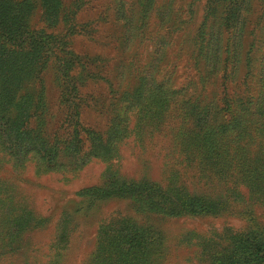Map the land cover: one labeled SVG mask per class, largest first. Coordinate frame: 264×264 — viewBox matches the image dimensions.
Listing matches in <instances>:
<instances>
[{"label": "rangeland", "instance_id": "1", "mask_svg": "<svg viewBox=\"0 0 264 264\" xmlns=\"http://www.w3.org/2000/svg\"><path fill=\"white\" fill-rule=\"evenodd\" d=\"M14 1H29L30 28L53 37L43 67L26 83L27 91L43 92V108L27 126L42 140L57 138L61 150L48 166L35 151L11 157L0 147V219L32 217L8 248L16 252L1 256L0 264H88L100 225L118 218L143 225L154 235L151 264H214L216 251L224 252L237 237L264 238V134L235 135L229 147L206 153L210 160L194 156L184 145L194 133L191 105L182 104L181 98L192 102L200 94L234 99L245 93L242 62L233 76L227 74L229 60L226 78L220 69L205 82L211 77L204 67L211 52L210 26L222 20L226 1L155 0L143 34L125 32V18L139 15L141 0H61L54 23L43 19L42 0ZM250 2L246 30L260 19L264 22V0ZM163 13L167 21L160 24ZM132 24H138L137 18ZM63 71L78 88L79 138L89 130L104 135L116 126L120 131L110 157H88L90 143L84 141L76 155L66 149L73 138L69 116L74 110L66 107ZM256 80L250 82L255 91ZM158 87L175 97L160 123L143 111ZM247 169L260 171L261 178L245 180ZM117 180L150 181L183 191L210 202L214 210L168 214L139 196L92 200L80 194ZM64 225L67 235L60 242Z\"/></svg>", "mask_w": 264, "mask_h": 264}, {"label": "trees", "instance_id": "2", "mask_svg": "<svg viewBox=\"0 0 264 264\" xmlns=\"http://www.w3.org/2000/svg\"><path fill=\"white\" fill-rule=\"evenodd\" d=\"M42 1L43 19L54 23L61 12V0ZM141 1L139 15H129L125 18V32L128 29H134L136 33L141 34L146 32L148 17L155 0ZM224 1L226 2L223 11L221 10L222 20L216 19L210 26L211 52L206 53L204 67L211 77L205 78V82L215 78L220 69L223 78H226L227 74L233 76L242 62L245 93L234 99L226 96L222 99L213 96L207 98L199 94L192 102H185L183 98L180 101L182 104L191 105L189 114L192 117L194 133L184 145L189 152L195 151L194 156H206L207 160L211 158L206 153H216L225 146L229 147L235 135L249 137L252 132L254 135L258 134L257 131L264 134V49H261L264 22L260 19L255 26L246 30L245 25L251 19L250 0ZM31 10L29 1L0 0V147L11 157L35 151L40 159L52 166L61 150L60 142L57 138L50 142L42 140L27 126L29 118L37 116L43 108L40 107L43 92L42 89L27 91L26 83L37 75L38 68L43 67V54L49 49L53 38L49 33L30 28L28 23ZM168 11L167 9L166 13ZM167 16L164 13L161 15L160 24L167 21ZM135 18L138 24L133 25ZM229 60L232 62V68L226 74L225 68ZM62 77L67 82L66 107L74 110L71 119L69 116L73 138L67 141L66 149L71 155H76L81 151L84 141L90 143L86 153L88 157H110L116 152L121 137L120 131L116 126L110 127L104 135L89 130L85 138H79V104L75 101L78 88L64 71ZM255 77L256 91L250 86ZM168 91L162 87L155 91L150 102L156 106V110L152 109V105L149 106L150 102L143 107L144 113L152 116L156 123L161 122L159 120L169 107V102L175 99L174 92ZM228 125L233 127L229 129ZM254 174L256 177H253ZM258 178H261L260 171L247 169L245 180L256 181ZM80 194L87 195L92 200L139 196L161 207L168 214H197L214 210L210 202L170 187L163 189L150 181L127 183L117 180L105 187L84 189ZM22 218L14 214L0 219V257L9 252H16L14 249H8L18 236L16 231L32 220L31 216ZM66 232L67 227L64 225L59 236L60 242L65 239ZM154 239L147 227L133 223L127 218L108 221L99 227L95 252L88 264H151V245ZM213 259L214 264H264V238L237 237L232 246L227 247L224 252L216 251Z\"/></svg>", "mask_w": 264, "mask_h": 264}]
</instances>
